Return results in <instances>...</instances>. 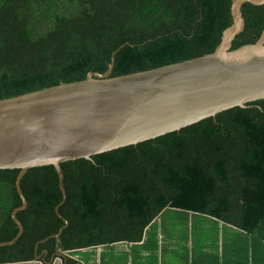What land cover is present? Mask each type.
<instances>
[{
    "label": "trees",
    "instance_id": "trees-1",
    "mask_svg": "<svg viewBox=\"0 0 264 264\" xmlns=\"http://www.w3.org/2000/svg\"><path fill=\"white\" fill-rule=\"evenodd\" d=\"M232 2L0 0V100L104 74L111 63L117 77L212 53L233 23ZM242 10L246 27L232 49L256 43L264 31V4L247 2ZM247 105L61 163L62 205L56 167L30 168L21 180L28 205L17 214L24 232L0 247V264H82L72 255L99 247L101 264H128V257L157 264V238L148 234L167 209L234 229L231 259L214 263L264 264V99ZM19 173L0 169V242L19 233L12 216L23 204ZM118 244L129 249L117 252ZM209 257L203 264H212Z\"/></svg>",
    "mask_w": 264,
    "mask_h": 264
},
{
    "label": "water",
    "instance_id": "water-1",
    "mask_svg": "<svg viewBox=\"0 0 264 264\" xmlns=\"http://www.w3.org/2000/svg\"><path fill=\"white\" fill-rule=\"evenodd\" d=\"M247 2L264 4L233 0V23L212 53L117 77L111 76V63L104 74L90 72L84 80L0 100V169H20L16 185L23 201L12 214L19 233L0 247L14 244L24 232L17 214L28 205L21 180L30 168L56 167L62 205L67 192L61 163L91 159L264 99V31L256 43L232 49L246 27ZM60 205L56 211L65 219ZM64 228L48 238H58Z\"/></svg>",
    "mask_w": 264,
    "mask_h": 264
},
{
    "label": "rangeland",
    "instance_id": "rangeland-1",
    "mask_svg": "<svg viewBox=\"0 0 264 264\" xmlns=\"http://www.w3.org/2000/svg\"><path fill=\"white\" fill-rule=\"evenodd\" d=\"M234 232L233 228L223 227L208 216L167 209L160 216L158 223L149 229L148 236L154 235L157 238V264H203L207 255L210 256L207 259L218 258L220 263L221 260L223 262L231 259L230 253L235 246L233 243L237 240ZM123 249L127 251L129 247L125 244L117 245V252L125 251ZM101 251L102 247L85 249L74 253L72 257L84 259L88 264H101ZM134 251L138 252L139 247L136 246ZM211 263L216 264L213 260ZM30 264L45 263L33 261ZM51 264L64 262L57 258ZM128 264L138 263L129 258Z\"/></svg>",
    "mask_w": 264,
    "mask_h": 264
},
{
    "label": "crops",
    "instance_id": "crops-1",
    "mask_svg": "<svg viewBox=\"0 0 264 264\" xmlns=\"http://www.w3.org/2000/svg\"><path fill=\"white\" fill-rule=\"evenodd\" d=\"M132 244H134V243H132ZM131 243H130V245H132ZM100 248V247H99ZM101 253V252H100ZM129 259V258H128ZM131 259V258H130ZM37 261H39V260H37ZM31 262H29L28 264H30ZM23 264H26V263H23ZM82 264H88L86 261L85 262H82ZM93 264H95V263H93Z\"/></svg>",
    "mask_w": 264,
    "mask_h": 264
}]
</instances>
